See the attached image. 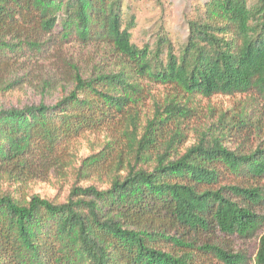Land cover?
<instances>
[{"label":"trees","instance_id":"1","mask_svg":"<svg viewBox=\"0 0 264 264\" xmlns=\"http://www.w3.org/2000/svg\"><path fill=\"white\" fill-rule=\"evenodd\" d=\"M138 1L0 0V91L68 43L119 61L70 72L51 103L44 81L38 101L0 107V264H248L204 238L216 233L257 238L264 264V146L229 148L242 118L185 145L189 97L249 95L264 110V0H199L177 50L165 31L132 42ZM151 86L169 91L146 113ZM94 132L105 140L76 165L74 143ZM52 172L75 178L63 201L27 191Z\"/></svg>","mask_w":264,"mask_h":264},{"label":"rangeland","instance_id":"2","mask_svg":"<svg viewBox=\"0 0 264 264\" xmlns=\"http://www.w3.org/2000/svg\"><path fill=\"white\" fill-rule=\"evenodd\" d=\"M198 2L199 0H184L183 2L179 0H140L136 2L134 4L136 26L132 29V42L139 47L145 43L153 44L156 34L165 31L174 49L177 50L185 37L183 19L192 16ZM118 63V58L104 45H83L72 42L50 49L43 60L39 59L17 70L13 78H22L23 85L1 87L15 89L0 91V107L38 101L41 94L35 88H39L44 81L49 83L48 88H51L45 96L46 101L51 103L62 94L63 90L69 88L70 84L66 80L70 72L77 70L88 76L92 72L117 69ZM11 79L12 76L8 77V81ZM168 91L162 86H151L150 95L152 97L144 101L146 113L150 111L153 99L164 98ZM184 101L187 99L185 98ZM187 105L192 114L189 118L192 129L189 130L186 146L194 141L195 128L206 129L212 126L218 130L221 127L241 124L240 118L245 123L241 130L242 136H231V140L227 142L229 148H254L258 144L264 146V110L262 111L259 102L250 99L249 95H214L210 98L196 95L189 97ZM222 114H225V117L220 119ZM103 140L105 137L102 132L87 133L84 137H80L73 147L76 165L79 164L81 158L97 151ZM74 179L71 176L66 180L61 179L56 172H52L46 179L30 182L27 191L41 197L63 201ZM78 180L77 184L80 186L90 183L88 180ZM260 213L264 214V209ZM204 238L208 242L231 249L233 253L245 254L248 264H256L257 238L240 239L222 233ZM202 262L203 264H223L214 257H209Z\"/></svg>","mask_w":264,"mask_h":264}]
</instances>
